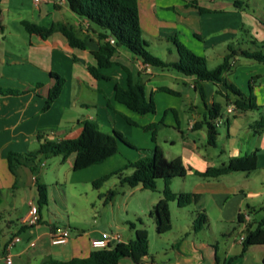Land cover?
<instances>
[{"label":"crops","instance_id":"obj_1","mask_svg":"<svg viewBox=\"0 0 264 264\" xmlns=\"http://www.w3.org/2000/svg\"><path fill=\"white\" fill-rule=\"evenodd\" d=\"M193 1L210 12L200 13L192 7ZM139 7L141 26L144 38L149 43V50L157 43L161 47L160 51H167L171 56L172 61L168 62L179 59L177 49L170 40L175 36L188 49L207 60L210 55L213 58L218 57V61L223 60L244 24L240 19L241 15H247L232 0H139ZM10 13H17L16 19L11 20ZM204 15H211V18L204 20ZM0 17V33L5 35L0 38V87L26 92L19 97L0 95V264H5L3 258L6 248L16 237H20L21 241L15 243L10 250L13 264H49L50 259L69 261L74 258H88L95 250L92 240L109 234L119 235L108 232L107 229L100 230V226L95 225L88 232L70 231V238L66 243H52V233L58 228H67L66 225L58 223L60 219L53 214L68 209L67 195L62 187L74 186L75 192L71 193V198L75 199L83 194L88 195L87 189L96 193L93 195L100 196L103 187L95 190L92 183L106 172L119 167L109 165L120 152L103 164L80 171L73 170L74 154L65 160L62 158L54 167L55 177L50 185L36 181V174L28 166H21L13 174L9 169L8 155L10 152H36L31 151L32 148L37 144L41 146L45 140L58 142L76 139L81 135L86 121H96L99 127L106 126L109 120L119 117L118 112L139 124H154L145 117L138 118L136 115L140 114L115 100V85L127 88L128 76L121 65L132 71L135 81L145 87L146 94H155L159 101L158 107L160 99H168L164 106L176 116L181 133V151L173 155L172 159L164 151L163 153L168 160L180 158L188 169L187 175L172 180L169 188L175 193H194L200 197L198 204L186 208H180L176 202L170 203L172 230L164 235H158L150 213L163 197L162 191L165 187L161 192L158 190L156 196L140 198L145 206L142 212L149 214L154 226L150 224L146 228V224L142 223L138 228L147 229L149 236L157 237L162 243L167 239L163 251L156 255L148 253L143 264H227L235 247L229 249L222 263L218 250L211 245L218 242L219 237L228 235L233 228H240L242 233H245L248 225L255 229L253 224L258 222L257 218L264 217V131L256 134L252 128L264 115L258 117L255 116V111L237 110L233 105L236 97L226 89L223 82H198L195 77L174 74V69L171 68H154L144 64L125 49H120L113 58L120 65L101 70L111 78L110 81L94 79L88 67L96 63L91 52L99 48L98 30L87 20L76 16L65 0H52L41 5H36L33 1V7L29 9L14 0H0ZM234 19L237 22H233ZM23 20L47 27L53 23L64 24L73 29L80 38L86 39L88 48L84 51L73 49L61 34H54L46 40L38 35L21 34L16 41L20 40L23 48L16 52L8 47L11 38L6 33L10 29L11 21L21 25ZM8 35L12 34L8 32ZM233 68L235 70L224 75V82L235 85L246 96L253 93L258 106L263 108L264 62L247 59L238 53L233 59ZM50 72L63 76L66 83L61 96L47 112L42 113L53 85ZM161 87L171 88L180 95L158 91ZM200 88L205 92L204 104L208 115L214 104L221 106V116L211 120L218 132L217 147L208 145V128H204L208 121L206 115L201 120L194 114L193 119L187 123L186 132L181 130L178 120V110L182 105L188 106L190 111H197L196 94L200 93ZM108 102L112 108L108 107ZM219 119L222 122L217 125ZM175 144L173 141L172 146ZM252 153L257 154L254 171L229 173L218 178H203L196 174L204 173L209 168H223L232 159ZM138 159L135 155L134 161ZM37 183L47 187L46 216L43 217L42 209L39 222L29 226L24 224L28 209L22 211L20 218L11 212L17 213L19 202L27 207L30 201L37 203ZM176 183L179 187L175 188ZM132 189L133 194L135 191H148L141 186ZM200 211L206 213L208 224L202 231L196 232L193 223ZM245 214L249 215V221L246 224L239 223V216ZM178 215H182L180 225L174 221ZM201 232L206 240L200 238ZM134 234L132 230L127 240L119 236L122 243H128L134 239ZM239 245L241 247L238 253L243 252L244 256L239 264H264V245L249 247L245 252L240 240ZM120 264L135 263L130 258H124Z\"/></svg>","mask_w":264,"mask_h":264},{"label":"trees","instance_id":"obj_2","mask_svg":"<svg viewBox=\"0 0 264 264\" xmlns=\"http://www.w3.org/2000/svg\"><path fill=\"white\" fill-rule=\"evenodd\" d=\"M69 9L80 19L87 20L90 25L98 30L99 48L92 51L95 59V65L89 66L88 71L91 76L98 81H110L109 76L104 75L101 70L109 69L120 65L114 61V56L120 49H125L134 56L138 57L144 64L160 69H174L179 73L195 77L198 82H223L226 89L236 97L233 105L242 112L255 111L260 109L253 93L246 96L238 87L224 82V75L230 73L233 68V59L236 52L230 48V52L224 57L223 61L214 69L208 68L206 57L197 55L188 49L175 36L170 40L175 45L179 59L176 62H166L149 52V43L144 38L141 20L139 0H65ZM236 7L241 8L244 3L240 0L234 1ZM192 7L200 13H207L210 10L198 6L196 1L192 2ZM21 25L30 35H38L46 40L54 34H61L70 47L73 49L87 50L86 39L80 38L77 33L61 23H53L47 27L28 20L21 21ZM0 29L2 22L0 17ZM241 55L247 59L258 62H264V54L242 51ZM127 73V88L119 84L115 85V100L126 106L129 110L140 114H155L157 105L153 96H147L145 87L136 82L132 71L126 66L121 65ZM50 78L53 85L49 90L47 101L42 108V113L47 112L53 103L61 96L66 79L56 72H50ZM251 90L253 86L251 85ZM158 91L166 92L172 95H180L168 87H161ZM201 97L205 102V92L203 88L199 89ZM26 94L25 91L0 87V95L19 97ZM108 107H111L108 105ZM221 106L214 104L210 110V120L208 126V145L217 147L218 132L211 122L221 116ZM127 122L136 125L131 119ZM252 128L256 134L264 131V116L256 121ZM145 130L152 131V140L156 142L157 124H151L145 127ZM119 143L127 147L138 150L141 155L138 160L130 162L126 167L119 171L112 172L102 176L92 183L95 190H100L113 177L118 178L121 185H128L131 188L141 186L142 189L156 192L158 190L157 182L164 180L165 188L162 191L163 197L153 206L150 217L154 219L158 235H164L172 230V220L170 213V203L176 202L180 208L194 206L199 202V195L194 193H175L169 188V184L176 178H183L187 175L188 169L184 166L182 160H168L162 150L155 147L152 150L137 149L132 145L124 135L113 129L112 134L100 131L98 122L86 121L81 135L76 139L63 141L45 140L40 149L36 152L25 154L10 152L8 155L9 169L13 174L21 166H28L37 174L40 158H51L61 156L63 160L71 155H75L73 170L80 171L93 165H100L109 158L118 154ZM257 154H247L239 158L232 159L230 163L223 168H209L206 172H196L203 178H218L222 175L235 172H251L256 169ZM132 169L130 175L125 171ZM38 179L36 178V181ZM38 189V211L47 205V187L37 183ZM116 190H109L104 198L111 201L116 196ZM244 216H239V223H243ZM140 225L141 220H138ZM208 224V217L204 211L197 213L193 229L200 232ZM255 229L248 225L245 231V241L243 243L244 252L252 246L264 245V217L256 223ZM134 230V239L128 243H115L104 249H95L88 258H74L69 261H60L50 259L49 264H120L122 259L130 258L135 264H143L144 258L148 255L149 235L146 229L138 228L136 223L129 224ZM230 264V263H229Z\"/></svg>","mask_w":264,"mask_h":264},{"label":"rangeland","instance_id":"obj_3","mask_svg":"<svg viewBox=\"0 0 264 264\" xmlns=\"http://www.w3.org/2000/svg\"><path fill=\"white\" fill-rule=\"evenodd\" d=\"M19 4L25 5L28 9L33 7V0H14ZM204 1H211V0H204ZM215 2L222 1V0H213ZM235 1V0H232ZM244 3L242 9L246 12L247 15L242 14L240 18L243 21V25L241 26V30L238 31L234 42L232 43V50L236 52V54L241 53L242 51H248L252 53H262L264 54V0H240ZM51 8H53L51 6ZM52 10V9H51ZM17 17V13L13 14L10 13V19L14 20ZM211 18V15H204V20H208ZM246 18V19H245ZM72 21V20H71ZM233 22H237L236 19ZM10 32L12 35L6 36L11 40L8 43V47L17 52V50L23 48L22 42L20 40L16 41V39L22 34L23 36H28V33L25 31L22 25L18 22H10L9 24ZM5 35L0 33V38H3ZM150 41V40H149ZM151 43V42H150ZM160 46L156 43L152 45L151 49L149 50L150 53L159 57L160 59L168 62L172 61L171 56H169L167 51H160ZM241 49H244L241 51ZM241 51V52H240ZM195 53V52H194ZM218 57L209 56L208 68L214 69L216 68L219 63L223 60H217ZM237 67V66H236ZM160 70V69H157ZM235 70V68H232ZM174 74H181L174 70ZM182 76V74L180 75ZM187 78V77H186ZM255 79V78H254ZM257 80V78L255 79ZM193 92V91H192ZM149 97L150 94H147ZM157 105V112L154 115H146V116H138V118H147V120H151V123L157 124V134H156V142L152 140V131L145 130V127L149 125L139 124L135 121L136 125H131L127 123L126 116H123L118 112L119 117L114 118L113 121L109 120L106 126L100 125V131L112 134L113 129L121 132L124 137L134 145L137 149H146L152 150L155 147H158L162 152L164 151L168 157L172 159L173 155H177L181 151V133L178 130V124L175 114L171 110L164 105H167L168 99L162 100L160 99V104L158 107L159 101L156 100L155 94L153 95ZM197 100V111L193 112L190 111L188 106H180L179 107V118L181 130L186 132L187 123L190 119H193V115L197 114V116L202 120L204 115L207 116L208 121L210 120V116L207 113L204 101L201 97V94L198 92L196 94ZM108 105L109 104L108 102ZM112 108V105H111ZM125 108V107H122ZM225 109V106H224ZM127 110V109H125ZM106 111V110H104ZM115 112V110H113ZM102 109L100 113H102ZM130 114H134L131 111H127ZM255 116L261 117L264 115V107L254 112ZM108 117V116H107ZM125 121H123L122 119ZM130 119V118H129ZM124 122V123H123ZM208 128L207 124H204V128ZM176 144L172 146V142ZM39 144L32 148L31 151H37L39 149ZM119 154L115 157L113 163L109 166L119 165L118 168L110 170L106 172L103 176L108 175L112 172L119 171L126 167L130 162H134V156L136 155L138 158L140 157L141 153L138 150H130L126 145L120 143ZM41 163L39 164V170L35 177L38 179V182L46 183L50 185L54 179V167L57 163L61 162L62 157H51L48 159L40 158ZM132 173V169H127L125 171L126 175H130ZM102 177V176H101ZM45 179V180H44ZM175 184V188L179 187ZM157 187L159 192L165 187L164 180H159L157 182ZM62 189L66 192L67 195V205L68 209L54 212L53 214L58 217V223H62L69 228L71 232H88L92 230L95 225L100 226V230L107 229L108 232H112L114 234H119L127 240L130 237L132 232L131 227L129 224L136 223L140 226L138 220H141L142 223L146 224L145 227L149 228L153 223L150 221L149 214L144 211L145 206L140 201L141 197L144 196H156L158 194V190L156 192L152 191H135L133 194L132 188L128 185H121L117 178L113 177L109 180L103 188L100 190L99 195L96 194L91 189H87L88 195L83 194L78 199L71 198V193L75 192L74 186L67 185L63 186ZM109 189H113L117 191L116 196L111 201H105L104 196L106 195ZM107 190V191H106ZM28 207L21 205L18 203V210L17 213L14 211L11 212L15 217L20 218L22 211H27ZM46 207L43 208V217L46 216ZM188 211V210H187ZM97 213V215H95ZM8 212H6V217ZM180 214V213H179ZM56 219V218H54ZM262 218H257L258 222L261 221ZM177 225L182 223V215H178L176 218ZM14 222L17 223L16 218H14ZM256 223L253 224V227H256ZM147 230V229H146ZM245 233L240 231V228H233L231 229L230 233L226 236L219 237L218 242H214L211 246L215 247L218 250V256L221 262H224L226 254L229 253V249L234 246L235 250L231 254V259L228 260L227 264H239L241 260H243V252L238 253V249H240L239 240L241 236ZM199 236L202 240H206L205 235L203 232L199 233ZM166 240L159 241L157 237L149 236V254L156 255L158 252L163 251V247L166 246ZM237 250V251H236ZM238 253V254H237ZM235 255H237L235 257Z\"/></svg>","mask_w":264,"mask_h":264},{"label":"built area","instance_id":"obj_4","mask_svg":"<svg viewBox=\"0 0 264 264\" xmlns=\"http://www.w3.org/2000/svg\"><path fill=\"white\" fill-rule=\"evenodd\" d=\"M36 5H41L42 3H48L51 2L52 0H33ZM232 111V110H231ZM222 122V119L218 120V124ZM28 214L26 219L24 220V224L33 226L39 222V211H38V205L35 201H30L28 203ZM249 221V215L245 214L244 215V221L242 224H246ZM70 238V230L67 228H58L55 230V232L52 233V243L53 244H63L68 241ZM21 241L20 237L14 238L11 243L8 244L6 248V254L4 256V263L5 264H13V259L10 254V250L12 247L15 245V243H18ZM245 241V234L241 236L240 242L243 244ZM122 238L119 235H105L101 239H94L92 240V247L94 249H104L109 247L111 244L115 243H121Z\"/></svg>","mask_w":264,"mask_h":264}]
</instances>
